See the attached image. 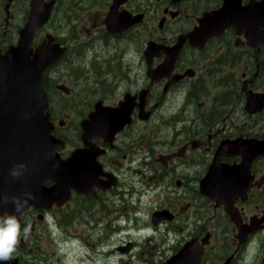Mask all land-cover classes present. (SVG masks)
Masks as SVG:
<instances>
[{
	"label": "flooded vegetation",
	"instance_id": "af4514ba",
	"mask_svg": "<svg viewBox=\"0 0 264 264\" xmlns=\"http://www.w3.org/2000/svg\"><path fill=\"white\" fill-rule=\"evenodd\" d=\"M33 1L0 0L1 56L19 44ZM43 1L52 5V12L36 36L50 29L46 36L65 49L43 78L54 135L66 144L59 153L67 160L76 150H87L96 161L83 164L100 166L103 174L94 182L100 186L81 194L72 189L64 206L32 207L23 215L22 227L30 223L31 234L27 241L21 239L15 264H168L191 241L201 251L200 264H264V108L258 109L264 99V43L248 41L247 30L240 35L235 27L207 41L191 39L202 20L229 0ZM232 1L234 8L247 11L248 27L264 31L258 19L264 0ZM33 45L39 44L34 40ZM149 46L155 51L148 53ZM86 53L101 59L100 78L111 80L86 100L87 114L70 141L60 135L68 125L57 122L54 96L77 97L59 82L86 77L84 70L83 75L75 73L74 62ZM151 59L153 69L168 64V71L154 82L149 77ZM233 97L239 99L235 109ZM126 99L132 102L131 121L88 146L82 123L98 104L118 108ZM200 99L204 102L197 103ZM169 103L171 108L176 105L171 116L178 124L181 113L194 106L210 110L187 130L173 127L167 133L172 136L161 143L166 151L156 159L153 139L164 129L152 119ZM252 108L256 113L249 112ZM135 194L144 195L147 203L156 194V208L148 217L154 232L140 235L141 243L126 240L136 236L129 228L120 232L122 222L133 220L129 209ZM158 212L164 217L154 220ZM74 220L81 232L68 238L76 241L75 250L84 251L83 258L75 255L71 261L67 252L73 244L56 232ZM176 230L179 237L170 251L162 244L150 245L157 233L169 236Z\"/></svg>",
	"mask_w": 264,
	"mask_h": 264
},
{
	"label": "water",
	"instance_id": "95a60500",
	"mask_svg": "<svg viewBox=\"0 0 264 264\" xmlns=\"http://www.w3.org/2000/svg\"><path fill=\"white\" fill-rule=\"evenodd\" d=\"M233 3L229 0L219 12L207 15L191 39L207 41L235 27L240 35L247 30L248 41L264 43V31L248 27L247 11L234 8ZM51 12L50 3L34 0L19 45L11 48L5 56L0 55V212H13L11 201L14 197L23 199L26 194L31 195L32 199L25 211L31 206L48 209L54 203L59 205L67 202L71 197V189L81 194L95 185H101L100 181L97 184L94 182L97 176L103 174L102 169L83 164L87 160V150L75 151L68 160H62L58 153L65 148V143L53 135L54 125L50 121L43 77L46 69L61 58L65 49L55 43L51 35H47L36 49L33 47L36 32L47 24ZM259 12L258 19L262 21L261 27H264V6ZM153 51L155 49L149 46L148 53ZM148 63L149 77L153 82L160 80L168 71V64L152 69V59ZM171 63L170 66L173 61ZM253 102L252 98L250 107L255 104ZM126 108L128 110L125 111ZM263 108L264 99L260 101L258 109L261 111ZM252 109L249 112L256 113L257 110ZM130 113V100L119 108L97 105L90 119L82 123L88 146L94 147L93 142L97 137L110 136V133L113 135L129 121ZM124 114L128 116L127 120L123 119ZM96 157L92 155L88 163L96 161ZM14 168L20 172L18 177L11 175ZM94 171H99L98 175ZM237 173L238 170L235 171ZM49 182L55 185L47 187ZM23 213L19 214V220ZM162 217L164 213H156L154 220ZM199 253L201 251L195 242H189L168 264H200ZM10 264L15 262L11 260Z\"/></svg>",
	"mask_w": 264,
	"mask_h": 264
},
{
	"label": "rangeland",
	"instance_id": "374dc122",
	"mask_svg": "<svg viewBox=\"0 0 264 264\" xmlns=\"http://www.w3.org/2000/svg\"><path fill=\"white\" fill-rule=\"evenodd\" d=\"M26 27V26H25ZM51 31L50 29L44 30L43 32H40L37 34L36 38L34 39L36 44H41L43 39L46 36V33ZM79 32V31H78ZM61 39H64L65 32L61 33L60 35ZM100 51V49H99ZM109 59L111 55H104V58ZM112 59H109V62ZM76 69L75 71L76 74H82L83 75V70H84V75H86L85 78L76 80V81H71L69 77H66L62 79L59 83L63 84L71 89L75 90V94H77V97L75 98H68L65 95H62L61 93H56L54 96V99L57 101L56 106H55V112L57 116V122H64L65 130L61 131V136L65 137L66 139L72 141L74 140L75 136L73 137L72 131H76L75 129L79 128V123L83 119L84 116H86L85 112V102L86 100H91L92 96H95L97 94L98 89H106L109 81L111 80V76H107L106 78L101 79L100 78V65L101 59H94L90 53H86L84 57L75 59L74 60ZM241 66V65H240ZM239 66V67H240ZM107 68V65H105ZM238 68V67H237ZM238 71L242 72V70L239 68ZM82 72V73H81ZM103 72V71H102ZM95 75V76H94ZM99 75V76H97ZM79 90V91H77ZM221 100V98H220ZM180 101V98L178 99ZM222 101V100H221ZM204 102V100L200 99L197 101V103ZM237 102H239V99L237 97H233V104L234 109L237 106ZM179 104V103H176ZM210 109H204L201 110L198 106H194L190 112L188 113H181L182 121L178 124L176 123V120L172 118L171 114H176V105L171 108L170 103L167 107H165L162 112L159 111L156 113L154 118L152 119L153 125L156 127H161L164 130L161 133H158L155 138L153 139L152 143L154 146L153 148V155L156 159L161 158L162 154L166 151V148L161 145V143L165 142L168 140L167 136H172V134L167 135V133H171L170 130L175 127V126H180L181 130H187L189 129L190 125H192L195 120H200L201 115L208 112ZM167 111L169 113H167ZM165 128H170L166 130ZM156 141V142H155ZM141 162H139V165ZM137 179H140V176L137 175ZM143 192V191H141ZM148 196V203L146 200V197L144 195L140 194H135L134 196V205L133 209H129V212L131 213L130 215L132 216L131 218L133 219L130 223H121V231L123 228H129L127 232L132 233L136 236L134 237H129L126 236V240L128 239H133L136 243H141L142 241L140 240V235L144 236L146 233H153L154 230H149V226L151 225V220L148 219L149 213L151 211H154L156 208V203L154 196ZM148 219V220H147ZM77 220V219H76ZM76 220L73 221V223L66 228V226H63L62 230H59L56 233H63L69 240V234L73 237L75 234H79L81 232V227L80 225L76 224ZM150 222V223H148ZM55 225V223L53 224ZM203 226V224H202ZM202 228V227H201ZM207 229V228H206ZM164 229H162L163 231ZM54 232V231H53ZM161 233L156 234V239L150 243L151 244H158L160 246L162 244V247L164 250L169 249L170 251L176 244V241L179 237L178 231L176 230L175 232H172L169 236L164 234L163 236L160 235ZM50 235V234H49ZM73 246L71 250L67 252V255L71 257V261L75 255L79 256V258H83L81 256V252L83 253L84 250H75L74 245L76 244L75 240H69ZM45 247L48 249L47 244ZM221 249V248H220ZM22 253L18 248L15 252ZM82 264H87L86 261H83ZM94 264V263H92Z\"/></svg>",
	"mask_w": 264,
	"mask_h": 264
},
{
	"label": "clouds",
	"instance_id": "9594fccd",
	"mask_svg": "<svg viewBox=\"0 0 264 264\" xmlns=\"http://www.w3.org/2000/svg\"><path fill=\"white\" fill-rule=\"evenodd\" d=\"M11 175L18 177L20 172L14 168ZM31 199L30 194H26L23 199L14 197L11 201L13 212H0V261H3L4 264H8L14 258L21 239L27 241L30 237L31 224H25L22 227L18 216L25 211Z\"/></svg>",
	"mask_w": 264,
	"mask_h": 264
}]
</instances>
